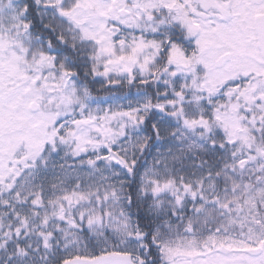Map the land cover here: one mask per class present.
<instances>
[{
	"label": "snow or ice",
	"instance_id": "6c2138e0",
	"mask_svg": "<svg viewBox=\"0 0 264 264\" xmlns=\"http://www.w3.org/2000/svg\"><path fill=\"white\" fill-rule=\"evenodd\" d=\"M0 264H264V0H0Z\"/></svg>",
	"mask_w": 264,
	"mask_h": 264
}]
</instances>
